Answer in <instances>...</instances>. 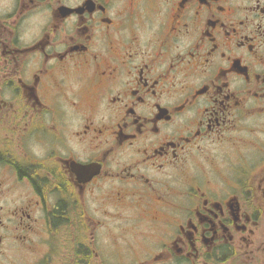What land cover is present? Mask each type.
Listing matches in <instances>:
<instances>
[{"label":"flooded vegetation","instance_id":"flooded-vegetation-1","mask_svg":"<svg viewBox=\"0 0 264 264\" xmlns=\"http://www.w3.org/2000/svg\"><path fill=\"white\" fill-rule=\"evenodd\" d=\"M0 264H264V0H0Z\"/></svg>","mask_w":264,"mask_h":264}]
</instances>
